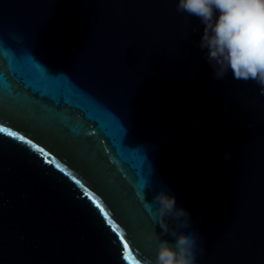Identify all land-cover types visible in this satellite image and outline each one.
<instances>
[{
  "label": "water",
  "instance_id": "water-1",
  "mask_svg": "<svg viewBox=\"0 0 264 264\" xmlns=\"http://www.w3.org/2000/svg\"><path fill=\"white\" fill-rule=\"evenodd\" d=\"M176 3L0 0V125L49 153L0 133V264L154 258L165 188L198 264H264V96L214 77Z\"/></svg>",
  "mask_w": 264,
  "mask_h": 264
},
{
  "label": "clouds",
  "instance_id": "clouds-1",
  "mask_svg": "<svg viewBox=\"0 0 264 264\" xmlns=\"http://www.w3.org/2000/svg\"><path fill=\"white\" fill-rule=\"evenodd\" d=\"M176 9L187 14L185 23L187 17H196L204 25L199 47L207 49L215 78L231 71L237 81H254L264 96V0H177ZM223 156L228 160L231 153ZM152 201L161 231L154 229L149 238L155 240L157 250L154 258L138 264H198L197 255L204 253V247L198 245L195 232L181 231L190 227L189 212L177 207L175 196L166 188Z\"/></svg>",
  "mask_w": 264,
  "mask_h": 264
},
{
  "label": "snow or ice",
  "instance_id": "snow-or-ice-1",
  "mask_svg": "<svg viewBox=\"0 0 264 264\" xmlns=\"http://www.w3.org/2000/svg\"><path fill=\"white\" fill-rule=\"evenodd\" d=\"M0 133H6L8 136H10L14 139H17L21 142L29 144L33 149H36L37 151L43 153V155L45 157H47L49 155V153H47L43 148H38L37 145L33 141L26 139V137L24 135L18 134L16 131H10L7 127H5L3 125H0ZM49 162L56 163L55 160H52ZM56 167L60 168V165L56 164ZM61 171H64V169L61 168ZM76 183L80 184V186L84 189V194L93 200V203L95 204V206L97 208H99L100 212L103 214V216L106 220V223L108 225H110L113 230H115L116 224L114 223L113 219L110 218L109 212L105 210V208L102 206L101 202H99L95 197H93V194L91 193V191L89 189H87L83 184H81V182L79 180H77ZM121 239H123L122 236H121ZM123 247H124V259H127L128 250H129L128 243L125 242ZM138 261H137V264H138Z\"/></svg>",
  "mask_w": 264,
  "mask_h": 264
}]
</instances>
